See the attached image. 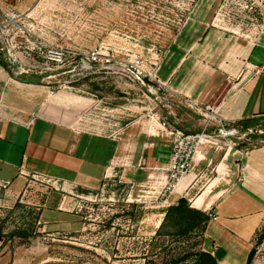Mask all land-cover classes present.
Wrapping results in <instances>:
<instances>
[{"label":"rangeland","instance_id":"1","mask_svg":"<svg viewBox=\"0 0 264 264\" xmlns=\"http://www.w3.org/2000/svg\"><path fill=\"white\" fill-rule=\"evenodd\" d=\"M197 1L0 0V112L18 115L21 107L33 108L48 95L79 96L90 101L86 112L93 122L109 119L115 137L127 143L113 176L99 189L65 194L38 180L29 197L20 199L0 184V264H190L206 252L202 229L171 236L179 228L168 222L157 236L167 211L177 204L166 202L169 188L155 182L167 172L155 170L158 179H151L149 156L142 151L153 136L163 152L172 150V138L152 119L153 112L171 124L176 117L181 130L196 133L202 119L183 99L159 90L157 82L141 78L143 86L133 68L141 63L147 73L156 72ZM222 1L232 13L227 22L243 32H259L264 0ZM224 12L218 9L216 17L224 19ZM94 53L100 63L92 68ZM31 78L43 83L24 88L17 81ZM262 139L253 135L237 146L231 137L205 142L203 160L208 156L212 162L200 186L214 177L213 164L260 146ZM65 197L70 212L59 213ZM254 260L264 264V242Z\"/></svg>","mask_w":264,"mask_h":264},{"label":"crops","instance_id":"2","mask_svg":"<svg viewBox=\"0 0 264 264\" xmlns=\"http://www.w3.org/2000/svg\"><path fill=\"white\" fill-rule=\"evenodd\" d=\"M225 7L222 0H198L156 76L173 96L220 107L228 121H264V75L255 74L256 67L264 66V24L259 32H243L225 16L216 17L218 9ZM88 102L79 96L53 94L33 108L24 105L18 115L0 112V184L12 197L28 198L33 181L43 180L55 190L61 187L66 194L99 189L113 176L126 140L115 137L109 119L102 125L93 122L86 112ZM156 137L149 147L142 146L144 156H149L145 160L151 179H158L155 170L167 172L171 154L170 147L162 151ZM260 141V146L235 150L233 156L212 163L214 177L201 187L204 170L212 162L208 156L203 160L202 150L191 172L166 198L172 204L185 198L193 209L217 217L207 225L205 243L217 264H248L263 231L264 139ZM240 166L246 169L242 183L237 182ZM167 176L156 184L164 186ZM67 201L65 197L59 213L70 212Z\"/></svg>","mask_w":264,"mask_h":264},{"label":"built area","instance_id":"3","mask_svg":"<svg viewBox=\"0 0 264 264\" xmlns=\"http://www.w3.org/2000/svg\"><path fill=\"white\" fill-rule=\"evenodd\" d=\"M225 4V17H231L232 13L228 9L227 2H225ZM254 8L255 7L252 5L251 10ZM99 60L100 55L94 53L92 54V59L89 60V65L93 68L96 66V64L100 63ZM106 63L110 64L111 59H106ZM133 68L137 72L138 77L143 78V80L150 79L151 81L157 82L159 90L170 93L166 86L160 84L156 76V72L154 74L147 73V71L143 69L141 63H137ZM255 74L256 76L264 75V66L256 67ZM183 101L190 111L202 119L203 123L200 132L186 134L176 127V125L168 122L166 118L160 117L159 115H154V112L151 116L153 120L156 119L160 127L167 131L173 142L169 167L167 169V183L163 186L169 188L170 193L173 192L182 179L191 172L194 161L204 149L205 142L208 143L215 139L231 137L238 141L232 142L234 146H237L241 142H250L251 136L255 135L253 130H249L247 132H240L237 130L235 128L237 122H231L222 117L220 107H217L213 104L203 105L198 102L189 101L187 99H183ZM34 123L35 119H32L30 125ZM238 171L239 176L237 182L242 183L244 181V173L246 169L245 167L240 166ZM207 214L212 221L217 220V217L213 214V212H207Z\"/></svg>","mask_w":264,"mask_h":264},{"label":"trees","instance_id":"4","mask_svg":"<svg viewBox=\"0 0 264 264\" xmlns=\"http://www.w3.org/2000/svg\"><path fill=\"white\" fill-rule=\"evenodd\" d=\"M143 86H146V81L141 82ZM168 117H172L173 111L167 112ZM178 119L173 120V124L176 125L180 130V123L177 121ZM237 130L240 132H247L249 130H253L255 135L260 136L264 135V121L261 120H248V121H242L237 123L235 126ZM186 134H193L196 133V130L192 131H184ZM210 217L207 213H204L200 210L193 209L189 203V201L185 198H182L179 200L178 204L175 206L170 207V209L167 211L166 218L160 228V231L158 232L157 236H161V232L165 228V224L170 222L173 226V228H176L179 230L171 233L170 235H187L188 233H191L195 230L202 229L203 232L206 231V226L210 221ZM264 242V228L261 233V235L258 238V241L256 243L255 248L250 253L248 264H252L254 257L257 252V247L261 245ZM188 259L185 258L183 261H186ZM190 264H217V259L212 256V254L201 251L195 255V259Z\"/></svg>","mask_w":264,"mask_h":264},{"label":"water","instance_id":"5","mask_svg":"<svg viewBox=\"0 0 264 264\" xmlns=\"http://www.w3.org/2000/svg\"><path fill=\"white\" fill-rule=\"evenodd\" d=\"M138 81L143 82V80L140 77H136ZM19 83L22 84H28V85H38L43 83V79H17Z\"/></svg>","mask_w":264,"mask_h":264}]
</instances>
